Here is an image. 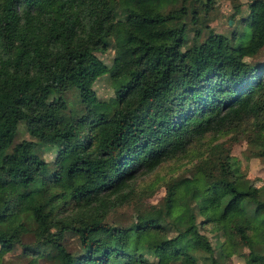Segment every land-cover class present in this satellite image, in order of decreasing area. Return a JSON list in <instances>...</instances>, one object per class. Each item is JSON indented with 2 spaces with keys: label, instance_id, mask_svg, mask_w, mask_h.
Masks as SVG:
<instances>
[{
  "label": "trees",
  "instance_id": "1",
  "mask_svg": "<svg viewBox=\"0 0 264 264\" xmlns=\"http://www.w3.org/2000/svg\"><path fill=\"white\" fill-rule=\"evenodd\" d=\"M202 1L0 0V264L15 243L46 264H222L233 253L264 264V183L248 184L214 141L241 133L247 156L264 158V63L245 60L264 46V0H248L245 36L199 23L187 37L184 17L197 23ZM107 49L109 66L97 55ZM103 75L112 98L95 94ZM20 124L30 140L15 141ZM207 137L166 189L171 221L107 220L138 175ZM70 232L78 252L61 241Z\"/></svg>",
  "mask_w": 264,
  "mask_h": 264
},
{
  "label": "rangeland",
  "instance_id": "2",
  "mask_svg": "<svg viewBox=\"0 0 264 264\" xmlns=\"http://www.w3.org/2000/svg\"><path fill=\"white\" fill-rule=\"evenodd\" d=\"M248 0H212L206 12H203L206 6V1L203 0L195 8V12L198 13L197 23L192 22L191 16L188 14L184 17L186 23L187 37L191 36L194 32L195 26L199 23L201 25L212 28L217 33L230 36L232 32H236L237 36H245L248 31L242 27L239 18L247 17ZM238 7V11L234 15V9ZM232 19H230V17ZM98 57L109 66L113 59V50L107 49L103 52H97ZM245 60L253 65L264 63V46L253 57H246ZM93 88L96 91V95L100 99L112 98V89L105 75L97 78ZM73 91L68 92V97L73 98ZM215 142H223L225 146L229 147V154L240 161V169L244 174V178L248 184L252 187H258L264 183V158H258L255 156H247L248 145L244 135L239 133L222 134L216 137ZM20 139L30 140V137L26 134L22 125H18V131L15 135V141ZM210 137L204 138L199 142H195L189 149L187 155H182L172 160H165L154 169L153 172L143 175H138L135 178L132 189L129 192L126 201L117 207H113L107 211L106 218L111 223L127 227L131 221L139 220L142 218H154L160 217L167 221H171L170 215L165 212V199L167 191L166 189L182 179L184 176H188L191 173L192 165L195 163V156L191 153H199L205 150L206 144L211 145L213 142H209ZM38 154L46 161H52L55 152L53 148H49L46 145H40ZM191 154V155H190ZM198 220L201 218L198 217ZM201 231L205 233L206 237L213 244L216 239H220V236L211 231L208 228H201ZM170 233V232H169ZM21 241L24 243H30L32 237L30 235H24ZM68 250L74 252L80 251L78 239L71 232L70 234H64L61 240ZM22 246L15 243L13 248L1 255L2 264H46L47 259L42 257L30 262L28 255L23 254L21 251ZM222 264H246L243 255L233 253L226 258ZM250 264H261L258 262H251Z\"/></svg>",
  "mask_w": 264,
  "mask_h": 264
}]
</instances>
